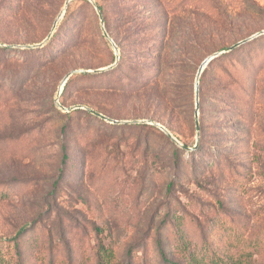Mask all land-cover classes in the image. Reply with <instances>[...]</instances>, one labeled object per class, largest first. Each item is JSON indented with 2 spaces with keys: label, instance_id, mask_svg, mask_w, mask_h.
<instances>
[{
  "label": "rangeland",
  "instance_id": "374dc122",
  "mask_svg": "<svg viewBox=\"0 0 264 264\" xmlns=\"http://www.w3.org/2000/svg\"><path fill=\"white\" fill-rule=\"evenodd\" d=\"M67 1L0 0V45L43 43ZM94 1L119 61L83 0L43 48H0L3 263L20 250L21 264H96L104 245L121 264H165L161 242L180 264L205 247L264 264V35L221 55L197 92L205 60L264 32V0ZM87 64L60 103L110 121L56 105ZM196 114L207 137L191 158Z\"/></svg>",
  "mask_w": 264,
  "mask_h": 264
},
{
  "label": "trees",
  "instance_id": "16d2710c",
  "mask_svg": "<svg viewBox=\"0 0 264 264\" xmlns=\"http://www.w3.org/2000/svg\"><path fill=\"white\" fill-rule=\"evenodd\" d=\"M84 3L86 5H89V3L87 2V0H83ZM97 6L99 7L101 13L103 14V17L105 16V10L104 7L100 6L97 4ZM66 15V14H65ZM111 37V36H110ZM111 39L113 40V38L111 37ZM242 47V46H240ZM238 47V48H240ZM237 48V49H238ZM11 49V48H9ZM39 50V49H38ZM29 51H33V50H29ZM235 50H233L231 52L234 53ZM219 58L215 59L214 61H212L207 68L205 69V71L203 72L200 82L206 84L207 81L206 79H204L203 77L206 75V73L209 72L211 65L216 62ZM89 68H92V66L90 64H87V66H85L83 69L84 70H88ZM87 74H81L80 76H73L69 79V81L67 82L66 86H65V92L67 91V89L69 88V86L72 84L71 82L74 81L76 78L79 77H86ZM62 105V104H61ZM88 106V105H87ZM92 109V108H91ZM99 114H101V112L99 110H93ZM71 113V112H70ZM204 129L200 126V133H201V142H200V146L197 147L198 151L191 153V158H194V156L200 152V149L203 146V141L204 138L207 137V135L203 134ZM185 147V151H183L184 153L186 151H188V147L186 145H183ZM63 149V163L65 164L68 161V154H67V148L66 145H63L62 147ZM180 232H178V244L180 246V249L182 250L181 252H188L189 248L187 247V244L184 240V236L182 234V231L179 230ZM159 248H160V253L161 256L163 258V262L165 264H180V263H176L174 260H170L168 257V253L167 251L164 249L163 245L161 242H159ZM17 255H18V259H17V264H21L19 259H23V253L20 250H17ZM96 264H121L119 262H117L116 260V254L114 252V250H112L111 248L105 247L104 245H100L98 250H97V254H96ZM0 264H4L3 263V258L0 257ZM65 264H74L73 263V259L70 258ZM185 264H256L255 260L253 258V256L249 253H241L237 256H229V255H221L219 254L217 251L213 250L210 247H205L199 254H193V253H189L186 257L185 260Z\"/></svg>",
  "mask_w": 264,
  "mask_h": 264
},
{
  "label": "water",
  "instance_id": "95a60500",
  "mask_svg": "<svg viewBox=\"0 0 264 264\" xmlns=\"http://www.w3.org/2000/svg\"><path fill=\"white\" fill-rule=\"evenodd\" d=\"M74 1H76V0H68V1L66 2V4H65V8H64L62 14L59 16V18H58L57 21L55 22L51 34L47 37V39H46L43 43L38 44V45H34V46H26V47H19V46H15V47H13V46L6 47V46H2V45H0V48H1V47H4V48H18V49H26V50H38V49L43 48V47H44V46H45V45L51 40V38H52V36H53V34H54L56 28H57L58 22H59L61 19L64 18L65 14H66V11H67V9H68V7H69V5H70L72 2H74ZM87 1H88L89 3H91V4L94 6V8H95V10H96V12H97V14H98V16H99L100 22H101V28H102V32H103V34H104V37L106 38V40H108V41L112 44V46H113V48H114V50H115V52H116L117 61H119V51H118V48H117V46L115 45L114 41L111 39V37L109 36V34L107 33V31H106V29H105V21H104L103 14L101 13L99 7L97 6V4L95 3L94 0H87ZM260 35H264V32L261 33V34H259V35H257V36H254V37H252V38H250V39H248V40H245V41H243V42H240V43H238L237 45H235V46H233V47H231V48L225 50L224 52H222V53H217V54H215L214 56H212V57L208 58L207 60H205L204 63L202 64V66H201L199 72H198V75H197V92H198V86H199V82H200L201 76H202L203 72L205 71V69L207 68V66H208L212 61H214L215 59L219 58V57H220L221 55H223L224 53H229V52L235 50L236 48H238V47H240V46H242V45H244V44H246V43L252 41L253 39L257 38V37L260 36ZM110 69H111V68H110ZM98 72H101V71H95V72H93V73H98ZM89 73H92V72H88V71H85V70H77V71H73V72H71L68 76H66V78L64 79V81H63V83H62V86H61V88H60L59 94H58V96H57V98H56V105H57V107H58L59 109H61V110H62L63 112H65V113H70V112H72V111H74V110H76V109H85V110H87L88 112H90L92 115H94V116H96V117H98V118H100V119H103V120H106V121H110L108 118L104 117L103 115H101V114H99V113H97V112H95V111H93V110H91V109H89V108H86V107L64 108V107L61 105V103H60V96H61V94H62V92H63L64 87L66 86L67 82L69 81V79H70L71 77L75 76V75L89 74ZM143 123H148V122H134V124H143ZM149 123H150L151 125H155V124L152 123V122H149ZM156 126H157V127H160V126L157 125V124H156ZM160 129L163 130V131L166 133V135H167V136H168L173 142H175L176 144H178L181 148L185 149V147H184V146H183V145H182V144H181L176 138H174V136H173L170 132H168L167 130H165L163 127H160ZM196 131H197V139L199 140V138H200V124H199V119H198V115H197V114H196ZM196 148H197V146H196Z\"/></svg>",
  "mask_w": 264,
  "mask_h": 264
}]
</instances>
